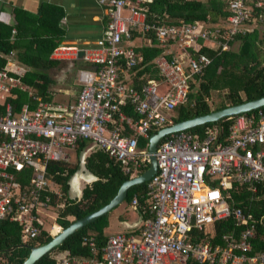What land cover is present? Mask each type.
Masks as SVG:
<instances>
[{
	"label": "built area",
	"instance_id": "obj_1",
	"mask_svg": "<svg viewBox=\"0 0 264 264\" xmlns=\"http://www.w3.org/2000/svg\"><path fill=\"white\" fill-rule=\"evenodd\" d=\"M150 1L99 0L108 16L106 34L99 51L85 55L95 68L79 72L81 91L74 106L43 102L35 110L25 106L17 113L7 98L25 87L0 70V219L19 222L23 238L39 234L42 215L50 209V161L67 162L68 151L89 140L120 162L125 174L140 175L150 160L147 151L138 149L139 138L175 124L176 109L188 100L190 80L212 62L198 50L225 51L239 37L264 27V0H229V16L220 24L174 25L148 22L140 6ZM133 32L153 33L165 49L155 59L163 80L141 89L120 80L121 70L134 69L144 60L132 44ZM127 106L136 118L124 111ZM256 111L227 118L228 135L223 125H216L204 139L188 131L164 138L139 234L114 235L102 248L95 236L86 237L90 257L65 256L59 264H264V251L251 254L258 220L236 207L230 193L235 183L254 194L264 189V110ZM125 128L133 134H125ZM27 166L35 173L31 187L17 190L12 169ZM141 198L136 194L131 206H139ZM230 217L243 231L224 234V247L192 239L194 231Z\"/></svg>",
	"mask_w": 264,
	"mask_h": 264
},
{
	"label": "trees",
	"instance_id": "obj_2",
	"mask_svg": "<svg viewBox=\"0 0 264 264\" xmlns=\"http://www.w3.org/2000/svg\"><path fill=\"white\" fill-rule=\"evenodd\" d=\"M228 1L152 0L141 5L140 9L147 15V21L150 23L174 25L184 21L220 24L229 16L225 9ZM258 13L259 11H254L255 15ZM15 15L17 21L15 27L0 23V70L7 69L9 56L12 53H16L18 61L22 64L36 67L21 77L25 89H15L7 98V102H10L18 113L25 106L35 110L41 103L51 102L50 95L53 87H51L52 80L47 73L49 70L47 68L61 65L60 61L51 59V56L61 46L63 40L60 28L63 14L58 9L45 6L36 16L21 11H16ZM33 24L35 28L32 27ZM14 29L17 31L16 35L13 34ZM143 36L150 44L137 47L136 51L143 56L144 60L136 68L128 70L130 76L135 78L131 86L136 89H141L143 85L151 81L163 80L155 59L163 54L165 49L160 47L153 33L133 32L134 40ZM198 51L209 55L212 62L203 73L195 75L190 80L188 100L176 109L175 123L264 97V34L260 35L258 31H255L247 36L239 37L225 51L220 49L214 51L208 47H201ZM31 90L34 95H30ZM34 97L40 98V101L35 100ZM3 109V105L0 104V113ZM124 111L130 116L137 117L130 106L125 107ZM257 112L255 110L248 114ZM216 125H223L225 134L228 135L231 121L227 119L219 123L199 126L188 132L199 139H204L207 130ZM157 131V129L152 130L150 136ZM127 132L124 131L125 134ZM91 144L93 142L89 140L78 143L79 159L80 154ZM148 147L149 138L140 137L138 149L148 152ZM86 165L96 179L84 188L79 198L72 197L70 186L71 178L80 167L79 163L73 168L68 167L64 162L50 161L47 165L46 176L50 183L48 193L51 195L49 211L55 212L57 215L55 224L62 229L109 204L123 183L131 179V175L125 174L122 170L121 163L110 158L100 147L92 150L86 158ZM148 169L149 164L139 174ZM12 173L17 190L24 191L31 187V181L35 176L33 167L27 166L21 171L12 169ZM148 183L132 187L124 202L127 207H132L133 197L136 194L143 196L140 205L134 208L142 218L143 207L148 206L146 197ZM58 190L62 192V196L57 194ZM230 193L236 207L258 220L251 254L264 251V219H262L264 189L261 187L260 192L254 194L245 185L235 183ZM110 213L71 235L62 245L53 249L36 264H59L65 256L90 257V247L85 243L86 237L95 236L99 247L102 248L110 237L114 236L106 233L111 226ZM52 226L53 221L49 219L48 223L39 225L38 235L23 238V227L19 222L0 219V264H23L30 256L32 248L44 245L53 239ZM241 231L243 227L237 226L235 219L230 217L210 223L202 232L194 231L191 235L194 241H209L212 246L224 247L226 245L222 240L224 234L232 232L238 234ZM137 233L126 234L136 235ZM189 264L200 263L192 260Z\"/></svg>",
	"mask_w": 264,
	"mask_h": 264
},
{
	"label": "crops",
	"instance_id": "obj_3",
	"mask_svg": "<svg viewBox=\"0 0 264 264\" xmlns=\"http://www.w3.org/2000/svg\"><path fill=\"white\" fill-rule=\"evenodd\" d=\"M45 6L51 7V9H58L63 14L60 22L63 40L61 46L57 48L51 56V59L60 61L61 65L55 68H47L49 69L47 73L52 80L51 87H53L51 89L50 101L54 104L71 107L77 103L81 91V85L78 80L79 72L83 69L92 70L95 68L91 62H88L85 59V55L87 53H95L99 51V42L106 34L108 16L105 7L99 4V0H0V23L15 27L17 25L16 11L36 16L39 15L42 7ZM127 14L128 12H125V15ZM32 27L35 28V24H33ZM257 31L260 35L264 34V27ZM13 34H17L16 29H14ZM144 38V36L143 38H137L132 44L137 47L146 44L149 45V41ZM6 68L12 76L20 80L29 70L36 69L34 66L30 67L19 62L16 53H12L9 56ZM120 74V80L128 85H131L132 81L135 79L130 76L126 69L121 70ZM136 74L138 75V72H136ZM30 95H34L33 90L30 91ZM55 95H58L60 101H54L53 97ZM125 131L127 132L128 130L126 129ZM131 133L127 132L126 134ZM148 138L150 139V136ZM98 147L99 146L95 143L91 144L89 148L80 154V159L77 148L68 151L69 160L65 162V164L70 168L75 167L78 163L80 165L77 173L71 178V181L74 183V188H71L73 198H79L82 195L83 190L80 188L81 180H85L88 185L96 179L91 173L86 171V169H88L86 158L91 154L92 150ZM58 192L61 191L58 190L57 193ZM44 214L53 221L51 234H57L55 233V229L59 228L58 231L62 229L55 224L57 215L52 210L47 211ZM137 216L138 219L132 223L121 219L123 223H125L127 233L138 232L136 235L139 234L142 226V216H140L138 212ZM43 222L48 223V221L44 220ZM119 233L123 232H117V234Z\"/></svg>",
	"mask_w": 264,
	"mask_h": 264
},
{
	"label": "water",
	"instance_id": "obj_4",
	"mask_svg": "<svg viewBox=\"0 0 264 264\" xmlns=\"http://www.w3.org/2000/svg\"><path fill=\"white\" fill-rule=\"evenodd\" d=\"M263 107L264 97L241 104L232 105L218 111H213L207 115L197 116L192 119L181 121L153 133L150 136L148 147L150 160L149 169L144 173L132 177L131 179L124 182L116 196L110 201L109 204L83 217L82 219L73 222L69 227L61 229L57 234L53 236V239L50 242L39 247L32 248L30 256L25 260L23 264H36L40 259L50 253L53 249L62 245L71 235L75 234L77 231L94 222L98 218L109 214L116 207L122 205L125 202L128 196V192L132 187L149 182L158 171V161L156 157L158 146L167 136L178 132L188 131L209 123H219L220 121L227 118L249 113ZM86 171L91 173L93 177L96 178L89 169H86ZM71 188H74V183L72 181Z\"/></svg>",
	"mask_w": 264,
	"mask_h": 264
},
{
	"label": "rangeland",
	"instance_id": "obj_5",
	"mask_svg": "<svg viewBox=\"0 0 264 264\" xmlns=\"http://www.w3.org/2000/svg\"><path fill=\"white\" fill-rule=\"evenodd\" d=\"M124 14H125V12H124ZM53 99L55 102L60 101V98L58 97V95H55L53 97ZM86 186H87V182L85 180H81V182H80L81 190H84V188ZM109 217L111 219V226L109 227L108 230H106L107 235L117 234V232L127 233V231H126L127 228L125 226V223H123V221L121 219L130 221L131 223L138 219L137 211L132 207H127V205L124 203L122 205L116 207L110 213ZM42 218L44 221H49V218L46 217L45 214L42 215Z\"/></svg>",
	"mask_w": 264,
	"mask_h": 264
},
{
	"label": "bare ground",
	"instance_id": "obj_6",
	"mask_svg": "<svg viewBox=\"0 0 264 264\" xmlns=\"http://www.w3.org/2000/svg\"><path fill=\"white\" fill-rule=\"evenodd\" d=\"M58 229H59V228H58ZM58 229H55V233H58V232H59Z\"/></svg>",
	"mask_w": 264,
	"mask_h": 264
}]
</instances>
